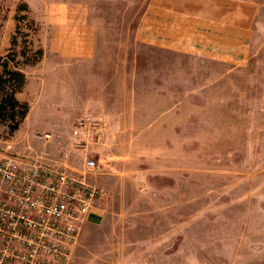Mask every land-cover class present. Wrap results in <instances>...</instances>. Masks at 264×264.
<instances>
[{"label": "rangeland", "instance_id": "374dc122", "mask_svg": "<svg viewBox=\"0 0 264 264\" xmlns=\"http://www.w3.org/2000/svg\"><path fill=\"white\" fill-rule=\"evenodd\" d=\"M150 1L4 0L27 111L0 118V145L106 189L67 264H264V0L238 63L143 42Z\"/></svg>", "mask_w": 264, "mask_h": 264}, {"label": "built area", "instance_id": "2783aa9c", "mask_svg": "<svg viewBox=\"0 0 264 264\" xmlns=\"http://www.w3.org/2000/svg\"><path fill=\"white\" fill-rule=\"evenodd\" d=\"M83 164L91 169L95 159ZM106 194L85 171L0 145V264H67L82 224Z\"/></svg>", "mask_w": 264, "mask_h": 264}, {"label": "crops", "instance_id": "0c3cea01", "mask_svg": "<svg viewBox=\"0 0 264 264\" xmlns=\"http://www.w3.org/2000/svg\"><path fill=\"white\" fill-rule=\"evenodd\" d=\"M3 2L0 0V10L5 6ZM254 4L252 0H151L139 36L143 42L161 48L238 63L249 50L257 9ZM64 52L66 57H78L81 62L87 56L85 41L68 45ZM97 207L91 209L89 216H96L99 221Z\"/></svg>", "mask_w": 264, "mask_h": 264}, {"label": "trees", "instance_id": "16d2710c", "mask_svg": "<svg viewBox=\"0 0 264 264\" xmlns=\"http://www.w3.org/2000/svg\"><path fill=\"white\" fill-rule=\"evenodd\" d=\"M38 56L42 54V49L36 50ZM13 59L11 53L0 55V118H14L16 107L18 106L19 117L25 115L27 103L19 101L15 93L25 83V73L16 64H10ZM15 123L13 126H16Z\"/></svg>", "mask_w": 264, "mask_h": 264}]
</instances>
